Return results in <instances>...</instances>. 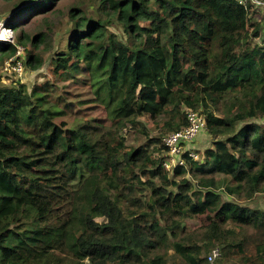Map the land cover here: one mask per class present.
Instances as JSON below:
<instances>
[{"label":"trees","instance_id":"1","mask_svg":"<svg viewBox=\"0 0 264 264\" xmlns=\"http://www.w3.org/2000/svg\"><path fill=\"white\" fill-rule=\"evenodd\" d=\"M53 1L14 3L5 23L20 33L16 44L0 40V64L28 39L44 42L21 25ZM94 1L96 14L69 10L72 32L51 59V80L0 87V264H211L214 248L218 264H264V208L254 204L264 198L256 9L234 0ZM42 63L28 51L26 66ZM79 99L105 116L81 112ZM182 108L204 117L212 147L200 160L184 152L171 178L154 156L166 151L162 135L149 137L140 118L162 116L170 133L187 122ZM128 124L147 142L127 145Z\"/></svg>","mask_w":264,"mask_h":264},{"label":"rangeland","instance_id":"2","mask_svg":"<svg viewBox=\"0 0 264 264\" xmlns=\"http://www.w3.org/2000/svg\"><path fill=\"white\" fill-rule=\"evenodd\" d=\"M18 0H0V40L7 41L10 43L16 44V35L20 31L16 32L11 29V31L5 30L8 28L6 26V20L13 18L16 11H14V3ZM261 4L254 7L255 12L252 11L251 14V23H261L263 22L264 26V0H259ZM50 9L47 13L42 15L28 16L19 19L20 22H25L22 26V33L28 37H33L36 34L42 32L45 34L44 42L38 43L37 46H34L31 40H27L26 46L17 45V50L15 56L11 58L12 62L6 61L0 64V87L11 86L17 82L24 83L29 87L33 84H41L43 82L51 80V59L54 57L55 53L60 49H65L66 40L72 32L73 20L69 15V10L71 7H79L81 10L86 11L87 13L96 14L95 10L97 3L94 0H54L50 4ZM111 29L115 30L121 37H124V34L121 32V26L117 25ZM5 30V31H4ZM10 30V29H9ZM6 35V36H5ZM39 54L43 60V63L40 67L31 69L30 67L24 64L28 51ZM20 61L23 69L18 72L14 70L15 62ZM74 92L78 94V98H88V93L84 91L83 88L79 86L74 87ZM78 107L83 108L81 112L94 116V117H104L105 112L101 105H96L93 103V100L90 99H79ZM188 109L182 108V112L186 114ZM144 123L146 129L148 130L149 137L155 138L159 135H162L164 138L169 134L163 133L162 127V116L157 117L156 119H148L146 117L140 118ZM258 123L264 125V118L256 119ZM121 134L125 137L126 144L131 147H137L147 142L148 136L145 135L140 129L132 128L129 124L121 131ZM191 149L197 155V160L203 158V150L208 147H212V138L207 133L206 129H203L192 141ZM152 146V145H151ZM150 146V147H151ZM153 146H159L155 144ZM154 156H157L159 159L162 158L163 168L169 172L170 177L172 178L173 168L176 166L175 162L172 161L167 152L154 151ZM186 177L191 178L190 174H186ZM149 191L144 190L143 194L147 196ZM134 195H138L139 192L135 189L133 191ZM256 205L264 208V198L258 195L255 200ZM251 204V205H254ZM97 220H102L98 218ZM187 227L192 228L199 224V221L196 219L186 220Z\"/></svg>","mask_w":264,"mask_h":264},{"label":"built area","instance_id":"3","mask_svg":"<svg viewBox=\"0 0 264 264\" xmlns=\"http://www.w3.org/2000/svg\"><path fill=\"white\" fill-rule=\"evenodd\" d=\"M238 4L242 5L244 8L251 6L252 8L258 6L259 0H234ZM10 29V30H9ZM5 30L11 31V28H6ZM14 70L20 72L23 66L20 61L15 62ZM186 124L182 128L170 132L164 138V144L166 146V152L172 161H176L175 165L183 164L182 154L188 152V154L197 159V155L191 149L192 141L199 134L200 131L205 129V119L202 115L195 111H186ZM220 256L218 248H214L208 254L207 259L211 264H218L215 262L216 258Z\"/></svg>","mask_w":264,"mask_h":264},{"label":"bare ground","instance_id":"4","mask_svg":"<svg viewBox=\"0 0 264 264\" xmlns=\"http://www.w3.org/2000/svg\"><path fill=\"white\" fill-rule=\"evenodd\" d=\"M5 31V30H4ZM6 36V35H5Z\"/></svg>","mask_w":264,"mask_h":264}]
</instances>
